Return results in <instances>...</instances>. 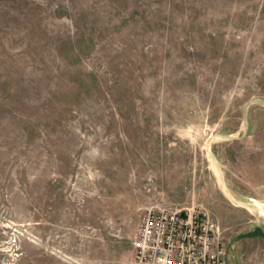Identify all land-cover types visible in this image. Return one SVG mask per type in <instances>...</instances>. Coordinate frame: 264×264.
<instances>
[{
  "label": "rangeland",
  "instance_id": "374dc122",
  "mask_svg": "<svg viewBox=\"0 0 264 264\" xmlns=\"http://www.w3.org/2000/svg\"><path fill=\"white\" fill-rule=\"evenodd\" d=\"M191 207L263 264L264 0H0V264H131Z\"/></svg>",
  "mask_w": 264,
  "mask_h": 264
},
{
  "label": "built area",
  "instance_id": "2783aa9c",
  "mask_svg": "<svg viewBox=\"0 0 264 264\" xmlns=\"http://www.w3.org/2000/svg\"><path fill=\"white\" fill-rule=\"evenodd\" d=\"M132 254L131 264H229L218 223L193 207L148 210Z\"/></svg>",
  "mask_w": 264,
  "mask_h": 264
},
{
  "label": "trees",
  "instance_id": "16d2710c",
  "mask_svg": "<svg viewBox=\"0 0 264 264\" xmlns=\"http://www.w3.org/2000/svg\"><path fill=\"white\" fill-rule=\"evenodd\" d=\"M256 232H257L260 236L264 237V233H263L260 229H256L251 235H255Z\"/></svg>",
  "mask_w": 264,
  "mask_h": 264
},
{
  "label": "bare ground",
  "instance_id": "6f19581e",
  "mask_svg": "<svg viewBox=\"0 0 264 264\" xmlns=\"http://www.w3.org/2000/svg\"><path fill=\"white\" fill-rule=\"evenodd\" d=\"M230 199H231V198H230ZM237 204H241V203H238V202H237Z\"/></svg>",
  "mask_w": 264,
  "mask_h": 264
},
{
  "label": "water",
  "instance_id": "95a60500",
  "mask_svg": "<svg viewBox=\"0 0 264 264\" xmlns=\"http://www.w3.org/2000/svg\"><path fill=\"white\" fill-rule=\"evenodd\" d=\"M263 264H264V262H263Z\"/></svg>",
  "mask_w": 264,
  "mask_h": 264
}]
</instances>
